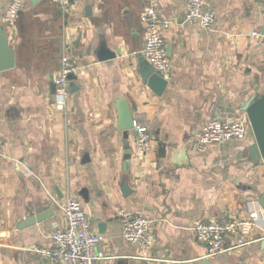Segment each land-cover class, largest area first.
I'll use <instances>...</instances> for the list:
<instances>
[{
	"label": "crops",
	"instance_id": "obj_1",
	"mask_svg": "<svg viewBox=\"0 0 264 264\" xmlns=\"http://www.w3.org/2000/svg\"><path fill=\"white\" fill-rule=\"evenodd\" d=\"M187 2L72 0L64 15L54 0H26L8 25L9 1L0 0V27L16 53V67L0 73V264H63L36 250L66 226L69 199L83 204L102 238L109 259L98 264H264L261 227L243 233L249 245L215 257L194 230L210 219L249 220L255 213L264 223V162L249 159L252 132L196 149L210 120L247 118L241 108L264 91V1L208 0L216 14L212 31L185 22ZM152 6L172 23L163 31L173 69L162 96L141 75L142 14ZM103 45L115 59L100 61ZM64 55L79 70L61 109L54 79ZM121 98L136 127L151 134L150 151L138 147L137 128L118 130ZM119 209L154 221L151 252L122 238ZM47 210L53 215L45 221L16 229ZM234 243L231 237L227 247Z\"/></svg>",
	"mask_w": 264,
	"mask_h": 264
},
{
	"label": "built area",
	"instance_id": "obj_2",
	"mask_svg": "<svg viewBox=\"0 0 264 264\" xmlns=\"http://www.w3.org/2000/svg\"><path fill=\"white\" fill-rule=\"evenodd\" d=\"M8 1L4 21L8 25H14L26 0ZM54 2L64 15L69 13L72 0H54ZM215 16V11L208 5V0H188L186 23L197 25L204 31H212ZM142 22L145 27L143 55L154 68L155 73L169 81L173 66L167 54L163 31L170 29L172 23L163 18L155 6L143 12ZM78 70L79 67L71 58L64 55L60 72L54 79L56 102L61 109L68 103L71 77ZM136 128L138 147L146 153L152 147V136L146 128ZM251 132L247 118L232 123L213 119L203 127L196 142V149L203 152L215 143L244 139ZM4 147V141L0 139V156ZM27 172L31 173L29 170ZM118 213L122 225V238L132 245H137L145 254L151 252L154 245V221L144 215H133L125 209H119ZM64 214L66 226L52 235L49 247L37 249L36 253L52 262L63 264H98L109 259L100 249L102 238L93 228L91 218L83 204L79 200L69 199L64 207ZM261 222L263 221L260 215L255 213L249 220L230 219L223 223L210 219L208 222L199 223L194 230L198 241L206 246L208 257H215L249 245L252 241H245L243 233L253 227H261L264 233V223ZM231 237L236 239V243L227 247Z\"/></svg>",
	"mask_w": 264,
	"mask_h": 264
},
{
	"label": "water",
	"instance_id": "obj_3",
	"mask_svg": "<svg viewBox=\"0 0 264 264\" xmlns=\"http://www.w3.org/2000/svg\"><path fill=\"white\" fill-rule=\"evenodd\" d=\"M34 6H37L40 0H30ZM105 45V44H104ZM100 49L98 56L100 61H109L116 58L114 53L105 50V46ZM141 75L144 83L158 96H162L167 89L169 82L155 73L152 66L148 65L145 58L140 60ZM16 67V53L9 43L8 32L5 28L0 27V73L14 69ZM119 131L128 132L136 129V123L133 116L132 108L125 98L117 101ZM241 110L246 113L247 119L251 125L252 134L255 137V144L249 148V159L253 162H264V91L249 102ZM130 154V153H129ZM124 171H128L129 160L126 159ZM123 191H129L126 179H123ZM129 193V192H128ZM260 205L264 209V195L261 197ZM53 215L50 210L37 212L27 219L20 221L16 225L17 230H25L38 223L45 221ZM103 225H101V228Z\"/></svg>",
	"mask_w": 264,
	"mask_h": 264
}]
</instances>
